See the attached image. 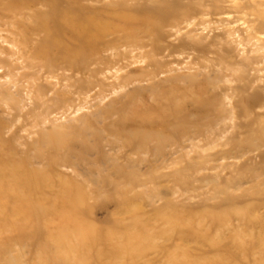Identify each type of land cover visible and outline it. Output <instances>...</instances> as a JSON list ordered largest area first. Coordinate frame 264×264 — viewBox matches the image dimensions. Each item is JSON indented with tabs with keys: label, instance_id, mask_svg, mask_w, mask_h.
Masks as SVG:
<instances>
[{
	"label": "rangeland",
	"instance_id": "374dc122",
	"mask_svg": "<svg viewBox=\"0 0 264 264\" xmlns=\"http://www.w3.org/2000/svg\"><path fill=\"white\" fill-rule=\"evenodd\" d=\"M1 200L0 264H264V0H0Z\"/></svg>",
	"mask_w": 264,
	"mask_h": 264
},
{
	"label": "bare ground",
	"instance_id": "6f19581e",
	"mask_svg": "<svg viewBox=\"0 0 264 264\" xmlns=\"http://www.w3.org/2000/svg\"><path fill=\"white\" fill-rule=\"evenodd\" d=\"M74 1H76V0H74ZM71 1H69L68 2V4L65 6L67 9H69V8H71V9H73L74 11L73 12H75L76 13V16H78V15H81L82 13H85V12H88V11H90L91 9L93 10L94 8L92 7V8H88L87 10L85 9V8H83V7H78V6H76V7H73L72 6V3H70ZM103 2V0H97V3H102ZM127 1H125L124 2V5H125V7H126V5H127ZM135 6V5H134ZM109 6H107V4L106 3H104V4H102V6H101V9H103V10H105L106 8H108ZM136 8H138V6L136 5L135 6ZM65 8V9H66ZM128 9V8H127ZM62 10H64V9H61L60 11L59 10H55V13H56V20H58V25H59V28H58V31L60 32V33H65L66 32V29H67V20H66V16L64 15V12L62 11ZM138 11L140 10V9H137ZM83 16V15H82ZM71 21V20H70ZM73 24H74V26H72L73 28V31L74 32H77V30L78 29H80V28H84V27H87L88 25H76L73 21H71ZM156 29H158V27H157V23H156ZM137 29H133V31H134V33H136L135 31H136ZM79 31V30H78ZM138 31V30H137ZM77 40L79 41V42H86V40H85V37L84 36H82L81 34H78L77 35ZM114 40H112V41H110V42H102L101 44H100V46H99V48L98 49H100V50H105V49H109V48H113L114 46H115V42H113ZM88 44V43H87ZM88 45H90V44H88ZM99 45V44H98ZM178 114V113H177ZM177 114H175V116H178L179 117V115H177ZM3 200H1L0 202H2ZM90 235H92V230L91 229H78L77 231H75V236H76V239H75V241L77 242V244H75V247L77 248H79V249H81V248H83V247H86L87 246V240L90 238L89 236ZM69 239V235H68V233L67 232H65V231H61V232H59L57 235H56V240H59V241H64V240H68ZM127 245H129V246H125V248H126V251H129V248L131 249V251H133V246H132V244L131 243H127ZM76 262L78 263V264H87L88 263V261L84 258V257H82V258H80V259H78V258H76Z\"/></svg>",
	"mask_w": 264,
	"mask_h": 264
}]
</instances>
